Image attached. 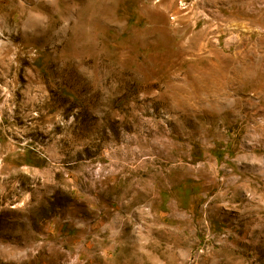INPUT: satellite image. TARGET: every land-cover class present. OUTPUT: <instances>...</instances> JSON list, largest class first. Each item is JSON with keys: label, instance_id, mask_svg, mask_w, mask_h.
Masks as SVG:
<instances>
[{"label": "rangeland", "instance_id": "rangeland-1", "mask_svg": "<svg viewBox=\"0 0 264 264\" xmlns=\"http://www.w3.org/2000/svg\"><path fill=\"white\" fill-rule=\"evenodd\" d=\"M0 264H264V0H0Z\"/></svg>", "mask_w": 264, "mask_h": 264}]
</instances>
